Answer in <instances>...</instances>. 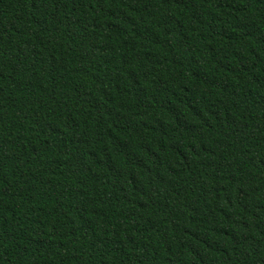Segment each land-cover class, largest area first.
<instances>
[{
  "label": "trees",
  "instance_id": "obj_1",
  "mask_svg": "<svg viewBox=\"0 0 264 264\" xmlns=\"http://www.w3.org/2000/svg\"><path fill=\"white\" fill-rule=\"evenodd\" d=\"M0 264H264V0H0Z\"/></svg>",
  "mask_w": 264,
  "mask_h": 264
}]
</instances>
